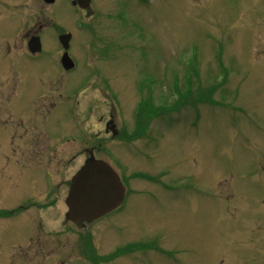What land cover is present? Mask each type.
Returning <instances> with one entry per match:
<instances>
[{"label":"rangeland","instance_id":"374dc122","mask_svg":"<svg viewBox=\"0 0 264 264\" xmlns=\"http://www.w3.org/2000/svg\"><path fill=\"white\" fill-rule=\"evenodd\" d=\"M23 2L0 0V264H264V0ZM26 33L42 39L36 59L14 50ZM65 33L73 75L107 69L114 91L95 75L80 98L91 131L112 111L129 136L108 137L97 155L120 174L126 203L86 230L65 221L81 149L5 135L12 82L21 114L39 94L35 108L59 101L58 85H40L58 81ZM70 114L50 115L53 138Z\"/></svg>","mask_w":264,"mask_h":264},{"label":"flooded vegetation","instance_id":"af4514ba","mask_svg":"<svg viewBox=\"0 0 264 264\" xmlns=\"http://www.w3.org/2000/svg\"><path fill=\"white\" fill-rule=\"evenodd\" d=\"M21 1H24L23 3H25L28 0H21ZM57 1L58 0H56V2ZM28 36H29L28 33H26L23 35L22 39L15 40L14 50L16 51L17 48L20 47L18 49L20 51H24V54H26L27 57H29L30 59H36L38 55L43 54L44 48H43V52L40 54L30 53L28 46L29 42L34 36H39V35H32L30 36L29 39ZM11 51L12 49L10 48L9 52ZM19 55L24 57V55L22 54ZM62 56L63 54L61 55L60 61L58 62L59 68L56 74L57 75L56 80L58 81L57 82L52 81L47 85L46 82L42 81L40 85L41 86L40 92L44 91L46 92V94L48 93L50 94L52 91H54L53 86L58 85V88L55 89L59 93L58 94L59 101L57 103L53 101V96H47L50 99V101L48 102V99L43 97L41 98L43 99V102L40 104L39 107L37 106V108H35L39 99L38 98L40 95L39 94L37 97H34L31 100L32 102L31 111L26 112L25 114H21L20 111L18 110V106L16 103L17 97L19 96L18 89L20 84L17 83V85H14V83L12 82L13 91L8 96L7 100H5L6 102L8 101L9 103L8 105L9 107H12V109L7 111L6 113H8L9 117L11 116L13 118L11 119L10 117V120L15 121L16 124H15V129H13V126L11 127L6 126L5 135L7 138H10L9 142L11 143H16L20 141L19 140L20 137L22 138L29 135L31 137V140L29 141L30 144L28 146L32 145L31 147L34 148L35 147L44 148L43 145L45 142L48 143L47 146L53 144L51 147L53 149H57L59 145H63V146L74 145L77 148L81 149L80 155L82 157H85V162L93 156L96 159H101L97 157V155L99 153H103L104 151H106L107 149L106 144L108 143L107 140L108 137H110L111 140L120 141L121 145L129 141V139H125L126 137H129L127 136L126 130L124 129L123 126H120L118 124V119L122 123V117L120 116L121 114L119 113L120 110L118 111L119 116H117V114H115L112 111L108 113L107 119L101 116L99 122L104 127V129L103 130L101 129L99 133L94 135L93 132L91 131L89 124L90 123L89 117L92 116V114L94 113L92 104L87 103L86 105L87 108H86L85 106H83L80 100L82 95H84L87 91L90 90L91 82L93 81L95 75H100V78L102 79L100 89L104 92L105 96H108L111 93L114 94V91L109 81V77L107 76L108 71L106 69L105 73H100V74H98V72H93L90 75L79 79L77 76H74L78 74V70L80 68L78 62L74 59L72 55H70L71 58L74 60L75 65L73 69L66 70L61 63ZM69 76L72 77L69 78ZM16 79H18L19 81L21 80L17 77ZM68 85L72 86L71 96L65 95V93L67 92L66 87ZM15 86H17V89L15 88ZM15 90L17 91L16 94L14 92ZM84 108L86 113L85 111H83ZM60 109L65 110L66 115L68 113H71L70 114L72 117L71 119L73 120L74 124L66 123L65 125H63L64 130L62 131V133H60V136L57 138H53L52 133L53 134L55 133L49 127L47 129V125H45V123L49 120L51 114H53L54 112ZM29 115L34 116V122L31 121L30 125L26 126L25 118L28 117ZM9 121L7 120L6 122L9 124ZM41 139L43 140V143ZM56 139H60L59 143L55 141ZM126 200H127V196H126ZM87 228L88 226L82 230H86ZM87 234L90 235V233ZM87 238L88 237H86V239ZM133 247H135V245Z\"/></svg>","mask_w":264,"mask_h":264},{"label":"water","instance_id":"95a60500","mask_svg":"<svg viewBox=\"0 0 264 264\" xmlns=\"http://www.w3.org/2000/svg\"><path fill=\"white\" fill-rule=\"evenodd\" d=\"M46 4H54L55 0H44ZM92 0H75L73 5L88 10ZM60 43L66 51L70 48L71 34L62 35ZM34 54L42 51L39 37H34L29 43ZM66 69L74 67L68 52L62 59ZM126 200V188L119 175L104 161L94 156L87 160L85 166L72 179L70 191L66 199L68 213L66 221L78 229L105 218L121 208Z\"/></svg>","mask_w":264,"mask_h":264}]
</instances>
